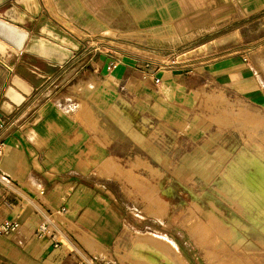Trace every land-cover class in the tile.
<instances>
[{"label": "crops", "instance_id": "0c3cea01", "mask_svg": "<svg viewBox=\"0 0 264 264\" xmlns=\"http://www.w3.org/2000/svg\"><path fill=\"white\" fill-rule=\"evenodd\" d=\"M7 1L0 5V20L28 38L22 50L0 38L1 172L12 183L0 187V203L13 204L0 208V225L21 224L18 233L0 235V264H76L77 258L113 264L108 258L133 222L110 183L119 187V173L139 176L141 170L132 167L145 155L141 147L157 145L141 136L139 126L146 122L157 132L182 125L200 83L256 104L264 103V90L240 55L162 66L136 53L109 55L104 39L164 31L191 42L209 37L238 8H251L253 2L264 7V0H37L36 13L22 0L3 10ZM15 8L21 22L11 18ZM64 39L70 42L66 56L29 50L35 40L64 46ZM127 122L138 133L126 131ZM163 140L160 145H170ZM45 214H53L68 235L65 247L55 249L35 236Z\"/></svg>", "mask_w": 264, "mask_h": 264}, {"label": "rangeland", "instance_id": "374dc122", "mask_svg": "<svg viewBox=\"0 0 264 264\" xmlns=\"http://www.w3.org/2000/svg\"><path fill=\"white\" fill-rule=\"evenodd\" d=\"M15 1L8 0L1 8ZM104 42L103 51L109 55L136 53L162 66L240 55L264 90V7L259 2L248 9L238 8L209 37L191 42L164 31L111 34ZM134 42L144 50L134 47ZM195 91L196 100L188 106L182 125L159 127L157 132L146 122L139 126L141 136L156 139L157 145L150 150L141 147L145 155L132 167L141 170L139 176L131 171L119 173V189L110 183L133 222V228L122 231L117 253L108 258L113 264H264V207L246 205V192L241 194L234 185L242 169L238 159L264 163V103L256 104L208 82L200 83ZM124 129L138 133L128 122ZM164 138L170 145H160ZM107 165L116 170L113 162ZM114 174L117 178L118 173ZM139 251L156 254L158 261Z\"/></svg>", "mask_w": 264, "mask_h": 264}, {"label": "bare ground", "instance_id": "6f19581e", "mask_svg": "<svg viewBox=\"0 0 264 264\" xmlns=\"http://www.w3.org/2000/svg\"><path fill=\"white\" fill-rule=\"evenodd\" d=\"M6 0H0V5L4 3ZM27 4H24L31 12L36 13L39 10V5L37 0H22ZM11 18L14 22H21L22 16L20 11L15 8L11 12ZM45 28V27H44ZM47 28V27H46ZM57 40V39H56ZM58 43V42H57ZM64 46L59 44L51 43L45 40H35L32 46L29 48L30 51L46 56V57H61L68 55L66 46L70 45V42L66 39L62 42ZM70 49V48H69ZM71 52V49H70ZM43 58V57H42ZM56 62V61H55ZM239 164L241 166V172L239 173V177L237 181L234 183L235 190L239 191L241 194H245L246 197L243 196L244 202L247 205V202L259 204L261 207H264V163L258 160H253L251 163H248L245 159H238ZM245 190V191H244ZM258 214L262 215L260 211ZM165 240L176 252H178L177 246L167 238ZM141 255V251H139ZM142 255H146L149 260L158 261L156 259L158 256L156 254L147 251L143 252Z\"/></svg>", "mask_w": 264, "mask_h": 264}, {"label": "built area", "instance_id": "2783aa9c", "mask_svg": "<svg viewBox=\"0 0 264 264\" xmlns=\"http://www.w3.org/2000/svg\"><path fill=\"white\" fill-rule=\"evenodd\" d=\"M3 119H0L1 128L4 127ZM5 152V144L0 140V187L6 186L9 187L12 185L11 180L8 176H6L4 173L1 172V159ZM2 205L9 206L10 208H13V204L9 203L7 199H4L2 203H0V208ZM64 213V212H63ZM21 224L16 220H8L3 222L0 225V235L2 236H10L13 234H16L20 231ZM35 236L39 240H49L53 247L55 249L63 248L67 245L66 240L68 239V235L63 230L61 225L56 221V218L53 216V214H45L36 231ZM74 250H71V253H73ZM76 264H106V261L101 258H86L84 260L77 258Z\"/></svg>", "mask_w": 264, "mask_h": 264}, {"label": "water", "instance_id": "95a60500", "mask_svg": "<svg viewBox=\"0 0 264 264\" xmlns=\"http://www.w3.org/2000/svg\"><path fill=\"white\" fill-rule=\"evenodd\" d=\"M0 38L17 50H22L28 34L0 20Z\"/></svg>", "mask_w": 264, "mask_h": 264}]
</instances>
